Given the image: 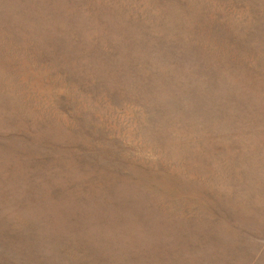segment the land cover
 Returning a JSON list of instances; mask_svg holds the SVG:
<instances>
[{"label":"rangeland","instance_id":"1","mask_svg":"<svg viewBox=\"0 0 264 264\" xmlns=\"http://www.w3.org/2000/svg\"><path fill=\"white\" fill-rule=\"evenodd\" d=\"M0 264H264V0H0Z\"/></svg>","mask_w":264,"mask_h":264}]
</instances>
